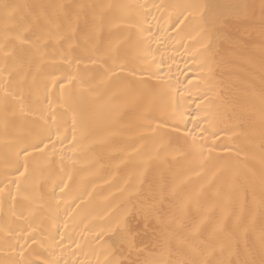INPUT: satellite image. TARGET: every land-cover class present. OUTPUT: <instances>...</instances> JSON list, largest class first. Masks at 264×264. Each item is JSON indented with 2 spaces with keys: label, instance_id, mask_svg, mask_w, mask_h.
<instances>
[{
  "label": "bare ground",
  "instance_id": "bare-ground-1",
  "mask_svg": "<svg viewBox=\"0 0 264 264\" xmlns=\"http://www.w3.org/2000/svg\"><path fill=\"white\" fill-rule=\"evenodd\" d=\"M0 264H264V0H0Z\"/></svg>",
  "mask_w": 264,
  "mask_h": 264
}]
</instances>
